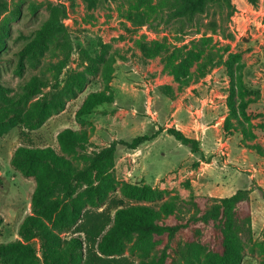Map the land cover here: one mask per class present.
Returning <instances> with one entry per match:
<instances>
[{
	"label": "rangeland",
	"instance_id": "1",
	"mask_svg": "<svg viewBox=\"0 0 264 264\" xmlns=\"http://www.w3.org/2000/svg\"><path fill=\"white\" fill-rule=\"evenodd\" d=\"M186 1L148 0L142 5L139 0H0V109L24 113L50 90L20 98L34 76L54 81L57 73L55 65L62 59L57 40L39 58L24 53L54 5L66 8L64 24L74 48L59 76L60 86L72 73L87 70L82 51L95 59L106 50L117 56L113 104L88 118L76 117L87 95L104 88L100 74L90 75L85 89L43 126L30 130L19 122L0 138V244L21 240L20 224L34 212L36 181L12 166L16 149L50 146L68 156L57 143L59 132L87 128L95 151L117 140L130 143L143 135L153 139L135 150L118 146L116 191L102 205L88 206L78 224L57 230L63 242L79 235L76 231L87 221L99 226L109 222L117 206H160L167 194L178 193L209 207L212 199L244 190L249 199L239 215L244 226L241 264H264V0H201L199 8L175 15ZM180 105L186 110L175 118ZM170 129L199 140L200 152L182 145ZM183 160L191 164L175 168ZM179 170H187L190 178L170 190L169 182L175 183ZM143 182L162 197L145 202L121 195L123 183ZM204 239L213 245L209 230ZM33 243L41 248L39 239ZM131 246L116 258L139 263ZM204 258L196 264H204Z\"/></svg>",
	"mask_w": 264,
	"mask_h": 264
},
{
	"label": "trees",
	"instance_id": "2",
	"mask_svg": "<svg viewBox=\"0 0 264 264\" xmlns=\"http://www.w3.org/2000/svg\"><path fill=\"white\" fill-rule=\"evenodd\" d=\"M147 1L139 0L142 5ZM200 6L201 0H187L176 9L175 15L187 14ZM66 17L64 5L52 6L49 18L25 47L27 56L39 58L57 40L62 59L55 65L54 81L34 76L23 86L22 99L50 88L29 110L23 113L10 108L0 109V138L19 122L30 130L43 126L54 112L66 106L69 98L85 89L90 75L100 74L104 88L87 95L77 109L76 117L88 118L101 106L115 102L111 82L117 56L115 53L109 55L107 50L96 59L82 51L81 55L86 56L89 63L87 70L72 73L60 86L59 76L67 67L74 49L64 24ZM168 133L182 145L189 146L193 153L200 152L199 140L176 129H170ZM152 139L143 135L130 143L117 140L95 151L91 149V135L87 128H66L57 135V143L61 151L71 157L61 155L50 146L18 147L11 164L23 176L35 178L34 212L20 224L21 240L0 244V264H136L116 258L126 252L129 243H132L130 251L141 258L137 264H196L203 255L204 264H241L244 226L239 215L249 199L244 190L229 197L212 199L214 203L209 207H202L197 199L186 200L178 194H167L160 206H117L109 222L99 226L87 221L76 231L79 235L63 242L57 230L78 224L86 217L88 206L102 205L116 191L118 146L135 150ZM120 193L124 198L145 202L162 197L145 182L123 183ZM3 222L0 214V236ZM207 230L213 237L211 246L204 242ZM35 239L40 240V249L33 243ZM208 247L211 249L207 250Z\"/></svg>",
	"mask_w": 264,
	"mask_h": 264
},
{
	"label": "crops",
	"instance_id": "3",
	"mask_svg": "<svg viewBox=\"0 0 264 264\" xmlns=\"http://www.w3.org/2000/svg\"><path fill=\"white\" fill-rule=\"evenodd\" d=\"M101 108H102V106H101ZM182 110L184 111V110H186V108L184 106H181V105L178 106V107H176L175 111L173 112V116H175V118L176 117L177 118H181L182 117ZM122 123L124 124V122H122ZM163 156H165V154H163ZM189 164H191L189 160L178 161V164H176L177 166L175 168H177V167L179 168L182 165L188 166ZM187 172H188L187 170H179L178 171V174H174L173 177H174V179L177 182L176 181H175V183L169 182V188H170V190H173L176 186H178L177 184L179 182L187 181L190 178L189 177V173H187ZM170 179H171V177H170ZM178 190H179V188H178ZM189 190L191 191L192 189H189ZM190 191L180 190V193L181 194H189ZM171 194L172 195H175V194H178V193H171ZM178 195H180V194H178Z\"/></svg>",
	"mask_w": 264,
	"mask_h": 264
}]
</instances>
